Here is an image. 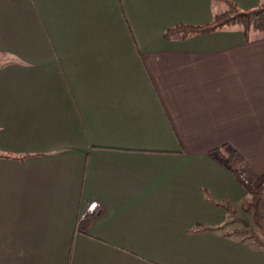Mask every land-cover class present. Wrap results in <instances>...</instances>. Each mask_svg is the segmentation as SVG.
Wrapping results in <instances>:
<instances>
[{"label":"crops","instance_id":"1","mask_svg":"<svg viewBox=\"0 0 264 264\" xmlns=\"http://www.w3.org/2000/svg\"><path fill=\"white\" fill-rule=\"evenodd\" d=\"M224 8L0 0V264H264L215 151L264 171V33L163 36Z\"/></svg>","mask_w":264,"mask_h":264},{"label":"trees","instance_id":"2","mask_svg":"<svg viewBox=\"0 0 264 264\" xmlns=\"http://www.w3.org/2000/svg\"><path fill=\"white\" fill-rule=\"evenodd\" d=\"M219 1L224 3L225 8L216 13L210 21L200 25L178 23L164 31V38L186 37L194 33L212 32L230 24L240 25L246 39H249V33L252 29L264 33V0L256 7L247 8H241L231 0ZM215 151L217 159L227 166L236 181L243 187L244 193L249 196L246 211L250 214L257 236L254 238L255 235L248 232V229L241 230L239 233L245 234L242 236L244 239L248 237L259 239V242L264 246V171L249 180L246 176H243V160L236 150L226 149V152H221L218 148Z\"/></svg>","mask_w":264,"mask_h":264},{"label":"rangeland","instance_id":"3","mask_svg":"<svg viewBox=\"0 0 264 264\" xmlns=\"http://www.w3.org/2000/svg\"><path fill=\"white\" fill-rule=\"evenodd\" d=\"M252 30H253V29H252ZM222 208L227 209L228 206L222 204ZM229 210H231V209H228V211H229ZM247 223H248V221L246 222V224H247ZM250 223H251V220H250ZM245 229H248L247 231L250 232L251 234H254V235H255L254 238H256V236H257V232H256V230H255L253 224H252L250 227H248V226H244V227H243V225H242V228H238V229H237L238 231H236V233H238V235H239L240 237H242V236H244L245 234H241V233H239V232H240L241 230H245Z\"/></svg>","mask_w":264,"mask_h":264},{"label":"built area","instance_id":"4","mask_svg":"<svg viewBox=\"0 0 264 264\" xmlns=\"http://www.w3.org/2000/svg\"><path fill=\"white\" fill-rule=\"evenodd\" d=\"M243 176H244V174H243ZM245 177V176H244ZM99 206V202L98 201H93V202H91V203H89L88 205H87V208H86V210L87 211H89V212H93L94 211V209H96L97 207Z\"/></svg>","mask_w":264,"mask_h":264}]
</instances>
